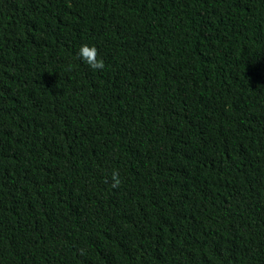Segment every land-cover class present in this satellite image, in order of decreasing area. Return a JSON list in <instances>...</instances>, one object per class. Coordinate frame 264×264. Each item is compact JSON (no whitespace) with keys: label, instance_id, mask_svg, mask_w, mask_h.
I'll return each mask as SVG.
<instances>
[{"label":"trees","instance_id":"obj_1","mask_svg":"<svg viewBox=\"0 0 264 264\" xmlns=\"http://www.w3.org/2000/svg\"><path fill=\"white\" fill-rule=\"evenodd\" d=\"M0 264H264V0H0Z\"/></svg>","mask_w":264,"mask_h":264},{"label":"clouds","instance_id":"obj_2","mask_svg":"<svg viewBox=\"0 0 264 264\" xmlns=\"http://www.w3.org/2000/svg\"><path fill=\"white\" fill-rule=\"evenodd\" d=\"M77 57L82 59L93 71H102L105 68V62L102 58H99L98 49L95 45L83 44L80 46ZM71 67V66H69ZM122 181L118 170H113L111 174V187L113 189L118 188Z\"/></svg>","mask_w":264,"mask_h":264}]
</instances>
